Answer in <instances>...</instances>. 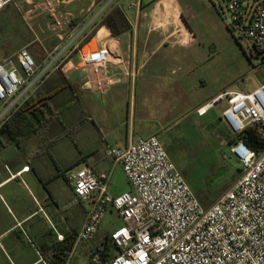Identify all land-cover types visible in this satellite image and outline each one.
<instances>
[{
  "label": "crops",
  "instance_id": "0c3cea01",
  "mask_svg": "<svg viewBox=\"0 0 264 264\" xmlns=\"http://www.w3.org/2000/svg\"><path fill=\"white\" fill-rule=\"evenodd\" d=\"M39 1L15 0L12 5L29 30L15 25V10L0 17V51L5 54L0 60L33 42L43 50L45 59L38 66L44 76L21 99L22 105L39 90L49 95L64 88L35 111V119L45 125L33 137L18 145L9 143L7 134L0 136L5 144L0 150V264H43L38 252L52 259L51 250L73 239L70 264H87L78 255L87 257L112 231L101 234L102 223L94 242H77L92 201L75 195L71 176L86 167L96 175L112 174L113 196L130 190L122 191L116 182L126 175L106 156L107 146L124 149L150 136L163 140L182 119L199 116V108L236 90L204 91L207 83L196 71L210 59L202 58V45L189 26L193 12L181 0H67L62 12L73 18L61 37L52 31L48 14L34 11ZM115 9L130 25L119 36L103 25ZM88 42L112 47L111 70L117 80L103 96L83 88V71L76 66L75 53ZM59 55L67 60L62 68L54 65ZM66 96L69 101L63 102ZM141 122L155 128L144 134ZM25 167L30 169L23 172ZM58 234L65 241H58Z\"/></svg>",
  "mask_w": 264,
  "mask_h": 264
},
{
  "label": "built area",
  "instance_id": "2783aa9c",
  "mask_svg": "<svg viewBox=\"0 0 264 264\" xmlns=\"http://www.w3.org/2000/svg\"><path fill=\"white\" fill-rule=\"evenodd\" d=\"M66 2L40 0L34 7L35 12L51 17L52 31L59 37L73 18L62 12ZM223 2L231 15V29L253 42L264 64V0ZM14 3L0 0V12ZM76 55L83 88L105 95L117 80L111 70L112 47L88 42ZM60 59L66 60L62 55L57 62ZM43 76L26 47L0 60V130ZM225 99L229 107L223 111L222 121L232 134L258 126L264 137V83L252 92L225 93L199 108L198 115L205 116ZM230 148L242 164L241 175L208 208L196 197L158 136L139 138L124 149L107 146L106 156L122 168L130 185V190L118 196L109 192L111 173L96 175L85 167L73 174L75 195L92 201L78 243L94 242L108 213L115 212L121 221L109 234L111 250L106 243L89 249L90 264H264V150L256 151L242 140ZM29 169L25 167L23 172ZM57 239L65 241L61 234ZM73 250L65 264L71 263ZM38 254L43 264H49ZM49 256L53 258L55 251Z\"/></svg>",
  "mask_w": 264,
  "mask_h": 264
},
{
  "label": "rangeland",
  "instance_id": "374dc122",
  "mask_svg": "<svg viewBox=\"0 0 264 264\" xmlns=\"http://www.w3.org/2000/svg\"><path fill=\"white\" fill-rule=\"evenodd\" d=\"M150 1L152 0H144L145 3ZM181 2L193 12L189 18V26L202 45L203 60L210 59L207 63L202 61L201 67L196 71L207 83L204 91L211 93L227 89L252 92L258 89L264 83L263 56L254 48L251 40L241 38L233 32L231 15L223 0ZM125 8L128 10L127 6ZM13 10L12 5L6 7L0 17L14 13ZM20 16V13L15 12V25L28 26ZM26 39L30 42L29 36L26 35ZM25 47L27 46H23ZM4 55L0 51V58ZM75 58L77 59L76 53ZM66 63L67 60L60 59L57 65L62 68ZM66 101H69L67 96L63 97V102ZM220 101L202 118L191 114L182 119L170 130V136L161 140L178 170L205 207H210L224 194L240 177L242 170V164L231 153L230 148L234 144L229 139L230 135L232 138L238 135L232 134L225 124L220 123L223 111L229 107L228 101ZM137 119L140 121V116ZM159 122L156 120L153 126L157 127L156 123ZM139 125L144 134L155 128L152 125L145 126L144 122ZM116 182L122 191L130 189L125 176ZM120 224L116 215L108 213L101 234L114 231ZM78 257L88 264L86 255L82 253Z\"/></svg>",
  "mask_w": 264,
  "mask_h": 264
},
{
  "label": "trees",
  "instance_id": "16d2710c",
  "mask_svg": "<svg viewBox=\"0 0 264 264\" xmlns=\"http://www.w3.org/2000/svg\"><path fill=\"white\" fill-rule=\"evenodd\" d=\"M15 12L18 11L15 10ZM19 18L22 19L21 16ZM103 25L107 26L112 31L113 36H119L122 33L130 30V25L127 19L125 18L122 11L119 9L113 10L104 19ZM22 26L24 25L22 24ZM25 27L27 30H29L28 26ZM26 48L30 51V53L34 57L37 65H40L45 59L41 46L37 42H33L31 45L27 46ZM62 88H64V85L61 86L57 91L52 92L49 95L43 94L42 91L40 90L37 91L36 94L32 95L31 98L28 99L19 108V110L9 120V122H7V124L3 127V129L0 130V136L7 134L9 136V143H16L18 145L19 142L33 137L37 133L39 127L42 128L45 125V124L40 125V123L35 119V111L40 110V105L47 102V100L51 99ZM52 119H56V118L49 117V120ZM69 133L70 132H68L63 136L58 137L55 140V142L58 143L59 141L63 140L65 136L68 135ZM229 139H231V142L234 141V143L237 142L238 140H242L247 146H249L250 148L256 151L264 150V137L261 135L258 126H250L243 133L239 134L235 138H232V136L230 135ZM4 146L5 144L0 143V150ZM75 240L76 239H73L69 242H65L64 246L55 248L54 249L55 256L52 259H47V257L43 255L44 259L47 260L49 264H65L69 257V252L73 250ZM105 247L106 249L111 250V244L109 239L106 241Z\"/></svg>",
  "mask_w": 264,
  "mask_h": 264
}]
</instances>
